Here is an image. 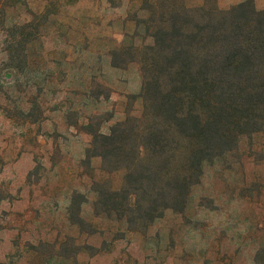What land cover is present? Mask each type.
Listing matches in <instances>:
<instances>
[{
	"label": "rangeland",
	"instance_id": "1",
	"mask_svg": "<svg viewBox=\"0 0 264 264\" xmlns=\"http://www.w3.org/2000/svg\"><path fill=\"white\" fill-rule=\"evenodd\" d=\"M143 6L0 0V264H264V133L207 162L186 206L149 227L96 210L123 172L102 170L90 132L141 115L128 56L153 43Z\"/></svg>",
	"mask_w": 264,
	"mask_h": 264
},
{
	"label": "trees",
	"instance_id": "2",
	"mask_svg": "<svg viewBox=\"0 0 264 264\" xmlns=\"http://www.w3.org/2000/svg\"><path fill=\"white\" fill-rule=\"evenodd\" d=\"M142 1L153 43L128 56L140 66L141 115L90 132L102 170L123 172L119 188L96 190V210L131 229L183 209L207 162L264 133V10L248 0L229 9L218 0Z\"/></svg>",
	"mask_w": 264,
	"mask_h": 264
}]
</instances>
